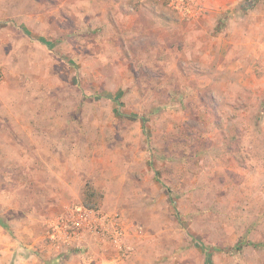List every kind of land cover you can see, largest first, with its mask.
Listing matches in <instances>:
<instances>
[{"label": "rangeland", "instance_id": "1", "mask_svg": "<svg viewBox=\"0 0 264 264\" xmlns=\"http://www.w3.org/2000/svg\"><path fill=\"white\" fill-rule=\"evenodd\" d=\"M54 175L116 264H264V0H0V264Z\"/></svg>", "mask_w": 264, "mask_h": 264}, {"label": "crops", "instance_id": "2", "mask_svg": "<svg viewBox=\"0 0 264 264\" xmlns=\"http://www.w3.org/2000/svg\"><path fill=\"white\" fill-rule=\"evenodd\" d=\"M57 177L51 176L50 185L44 186L42 189V194L39 196L41 204L36 206L37 209L34 208V214L30 213L33 206L25 204L22 208V212L23 209L24 212L20 214V216L25 215V219L20 218L19 223L13 225L17 229L16 233L21 241L24 242L23 247L26 250L25 257H19L16 263L116 264L118 249L108 243H102L93 234H85L74 243L64 244L61 240L50 238L45 233L46 227L48 230L53 218L64 216L66 212H69L66 209H70V206L74 204V182L79 181L78 202L80 203H83L85 186L90 183H82L79 179L75 180L74 176V180L71 177L65 179ZM93 186L95 187V185ZM95 188L100 191L97 185ZM49 218L52 219L50 222L48 221ZM3 227L7 229L10 228V225L4 224ZM10 250L7 253H10Z\"/></svg>", "mask_w": 264, "mask_h": 264}, {"label": "built area", "instance_id": "3", "mask_svg": "<svg viewBox=\"0 0 264 264\" xmlns=\"http://www.w3.org/2000/svg\"><path fill=\"white\" fill-rule=\"evenodd\" d=\"M159 1L177 2L178 5L186 2V0ZM70 211V213L51 222L47 231L50 238H56L64 244H70L90 233L103 243H108L116 248L121 247L124 229L117 215H105L101 211H91L83 206Z\"/></svg>", "mask_w": 264, "mask_h": 264}, {"label": "trees", "instance_id": "4", "mask_svg": "<svg viewBox=\"0 0 264 264\" xmlns=\"http://www.w3.org/2000/svg\"><path fill=\"white\" fill-rule=\"evenodd\" d=\"M102 199H103V195L100 191H98L92 184L88 183L85 186V190H84V198H83V203L82 206L88 210L91 211H100L101 207H102ZM245 244L248 243H244V242H239L236 245V248L241 250ZM203 249L209 253L211 251L210 248H208L205 245H202Z\"/></svg>", "mask_w": 264, "mask_h": 264}]
</instances>
